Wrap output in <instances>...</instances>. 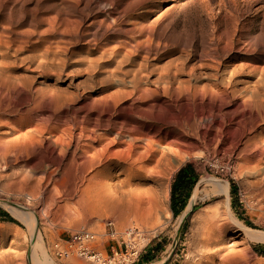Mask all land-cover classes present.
<instances>
[{
    "label": "rangeland",
    "instance_id": "374dc122",
    "mask_svg": "<svg viewBox=\"0 0 264 264\" xmlns=\"http://www.w3.org/2000/svg\"><path fill=\"white\" fill-rule=\"evenodd\" d=\"M114 138L147 152L114 170L125 215L61 182ZM262 147L264 0H0V264H95L54 246L85 227L125 251L110 219L146 231L132 264H264L239 226L264 233Z\"/></svg>",
    "mask_w": 264,
    "mask_h": 264
},
{
    "label": "bare ground",
    "instance_id": "6f19581e",
    "mask_svg": "<svg viewBox=\"0 0 264 264\" xmlns=\"http://www.w3.org/2000/svg\"><path fill=\"white\" fill-rule=\"evenodd\" d=\"M120 99V98H119ZM108 121V120H107ZM128 122V121H127ZM186 122V121H185ZM77 123V122H76ZM122 124V123H121ZM127 124V123H126ZM200 124V123H199ZM125 123L123 124V127H124ZM128 125V124H127ZM208 127V126H207ZM182 128V127H181ZM126 129H128L126 127ZM121 135V134H120ZM84 138V134L80 135V136H77L75 139H74V154L75 156L73 157L72 161H76L75 158H77L76 156H78L76 153H77V150H80V145L79 143L81 142V140H83ZM86 139L89 140L91 139L90 136H86ZM104 140V138L102 139V137L100 136L99 139L95 138V140L93 141V143H99L100 141L102 142ZM38 142V141H37ZM59 142V140H58ZM56 144V143H55ZM121 145L122 142L119 138H114L112 140H109L108 142L106 141V143L101 146V148H99L98 150H96L93 154H87V150L85 152H83L81 155H82V159L84 160L81 164V171L80 173L78 174L76 170L78 169H75L72 168L70 169L69 172H65V174L67 173L66 177L63 178V175L62 178L63 180L61 181L62 183H65L66 182H70V186H71V190H74L76 188L81 187L83 186V193L85 192L86 194H88L89 197H91V194L92 192H96L94 198H95V201L98 202V203H106V205L108 204L109 206L111 205V207L113 208H117L119 209L123 214L127 211L123 205H121L120 203H116L115 201H113V199L115 198V195L113 197V199L111 200L112 196L110 193V190L111 188L113 187L114 189V185L116 186V180L118 179L117 176H115V173H114V170H120L122 171L121 173H126V177L129 179L131 176H133L134 174V171L139 169L136 168L134 169L135 167V164H137V162L139 161H143L144 162V154L147 153L144 151V154H141L139 156H135V154H133L132 150L134 149V143H130L129 146H127L126 148H124L123 150L119 151V153H115V152H111V147L112 146H115V145ZM63 144L60 145V148H62ZM87 147H90L91 149V146H87ZM59 148V147H58ZM69 148V147H68ZM133 148V149H132ZM66 149V148H65ZM89 149V148H88ZM147 149V148H145ZM57 150V146L54 147V149H52V152L54 153L55 151ZM62 150V149H60ZM63 151V150H62ZM89 151V150H88ZM79 152V151H78ZM141 152V151H140ZM140 152H138L140 154ZM136 153V152H135ZM261 153L264 154V147H262V150H261ZM80 154V153H79ZM81 157V156H80ZM146 158H147V155H146ZM78 159V158H77ZM61 161V160H60ZM71 161V162H72ZM142 162V163H143ZM141 163V164H142ZM59 165H60V162H59ZM61 166V165H60ZM137 166V165H136ZM141 166V165H139ZM102 167V168H100ZM145 167V166H144ZM143 168V167H142ZM141 171V169H139ZM138 170V171H139ZM143 170V169H142ZM91 172L92 173L87 176V173L88 172ZM142 172V171H141ZM138 174H142V173H138ZM143 177V176H142ZM121 178V177H120ZM125 178V177H124ZM70 180V181H69ZM125 180V179H124ZM123 180V181H124ZM127 180V179H126ZM119 181V180H118ZM122 181V182H123ZM129 181V180H127ZM121 182V180H120ZM125 182V181H124ZM133 182V181H132ZM61 183V184H62ZM126 184L128 182H125ZM215 183L219 184V182L217 180H215ZM118 184V183H117ZM67 185V184H66ZM129 185V183H128ZM132 185V183H131ZM63 186V185H62ZM123 186V185H122ZM64 187V186H63ZM68 187V185H67ZM66 187V188H67ZM121 187V186H120ZM116 188V187H115ZM124 188V187H123ZM70 190V191H71ZM115 190V189H114ZM129 190V189H128ZM131 190V189H130ZM68 191V190H67ZM81 191V190H80ZM112 191V190H111ZM121 191V190H120ZM123 191V190H122ZM225 191L228 192V186L225 184ZM71 192H74V191H71ZM115 193V191H113ZM125 192V191H124ZM123 192V193H124ZM84 193V194H85ZM108 193H110V195H107ZM126 193V192H125ZM128 194V193H127ZM94 195V194H93ZM125 195V194H124ZM106 196H111V198L109 199L108 197ZM93 197V196H92ZM92 197L90 199H92ZM117 198V197H116ZM115 198V199H116ZM87 199V197H86ZM114 199V200H115ZM83 200V198H82ZM88 200V199H87ZM94 200V199H93ZM86 201V200H85ZM120 201V200H118ZM117 201V202H118ZM92 202V200H91ZM90 203V202H89ZM95 203V202H94ZM97 203V204H98ZM124 203V202H123ZM92 204V203H91ZM92 206H90L91 208ZM104 207V206H103ZM106 207V206H105ZM96 208V207H95ZM110 208V207H109ZM112 208V209H113ZM102 209V208H101ZM116 209V210H117ZM92 210V209H91ZM97 210V208H96ZM12 211V210H11ZM103 211V209L101 210ZM100 211V212H101ZM13 214H16L18 215L19 217H22L23 218V215L19 213V211H17L16 209L14 210L13 209ZM92 212V211H90ZM94 212V211H93ZM104 212V211H103ZM129 213V212H128ZM100 214V213H99ZM126 214V213H125ZM124 214V215H125ZM28 215V214H27ZM26 219V218H25ZM27 220V219H26ZM239 226L243 232V234L245 235L246 238L250 239V240H264V233L263 232H260L258 230H254V229H251V228H248L242 224L239 223ZM33 228V227H32ZM32 231V230H31ZM36 257V256H35ZM47 258V257H46ZM45 258V261L44 262H40L38 261L37 259H34L35 260V263L36 264H52V262H50L47 258L46 260Z\"/></svg>",
    "mask_w": 264,
    "mask_h": 264
},
{
    "label": "built area",
    "instance_id": "2783aa9c",
    "mask_svg": "<svg viewBox=\"0 0 264 264\" xmlns=\"http://www.w3.org/2000/svg\"><path fill=\"white\" fill-rule=\"evenodd\" d=\"M107 224L110 230L106 235L111 240H121L125 251H119L115 244H110L111 255L104 254L98 249L99 234L85 227L72 231L64 245L56 243L54 248L61 256L69 257L77 254L80 257L90 259L95 264H117L118 259H120V264L134 263L139 258L142 248L149 243L146 231L131 226L120 232L111 219Z\"/></svg>",
    "mask_w": 264,
    "mask_h": 264
},
{
    "label": "trees",
    "instance_id": "16d2710c",
    "mask_svg": "<svg viewBox=\"0 0 264 264\" xmlns=\"http://www.w3.org/2000/svg\"><path fill=\"white\" fill-rule=\"evenodd\" d=\"M178 176L180 181L179 183L172 185L171 191L172 207L175 213H178L185 208L189 193L192 191L193 186L197 182V178L186 172L184 168L180 169ZM254 249L258 253L264 254L263 244L254 245Z\"/></svg>",
    "mask_w": 264,
    "mask_h": 264
}]
</instances>
